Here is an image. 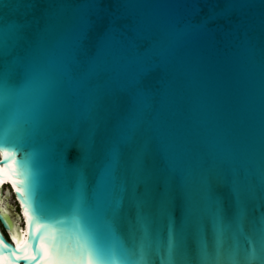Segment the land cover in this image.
<instances>
[{
    "label": "water",
    "instance_id": "obj_1",
    "mask_svg": "<svg viewBox=\"0 0 264 264\" xmlns=\"http://www.w3.org/2000/svg\"><path fill=\"white\" fill-rule=\"evenodd\" d=\"M0 264H264V0H0Z\"/></svg>",
    "mask_w": 264,
    "mask_h": 264
},
{
    "label": "snow or ice",
    "instance_id": "obj_2",
    "mask_svg": "<svg viewBox=\"0 0 264 264\" xmlns=\"http://www.w3.org/2000/svg\"><path fill=\"white\" fill-rule=\"evenodd\" d=\"M7 247V245H5ZM25 259H27V257H25ZM32 259H35V257H32Z\"/></svg>",
    "mask_w": 264,
    "mask_h": 264
}]
</instances>
